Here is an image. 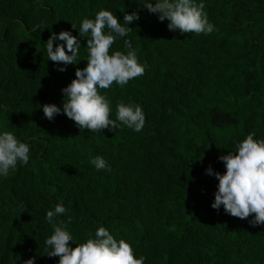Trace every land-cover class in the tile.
I'll use <instances>...</instances> for the list:
<instances>
[{
	"label": "trees",
	"instance_id": "obj_1",
	"mask_svg": "<svg viewBox=\"0 0 264 264\" xmlns=\"http://www.w3.org/2000/svg\"><path fill=\"white\" fill-rule=\"evenodd\" d=\"M147 2L0 0V133L30 148L27 165L0 176V264H58L45 254L46 213L58 203L73 248L102 226L144 264H264V224L213 209L218 180L206 174H223L219 157L249 133L264 140V0H195L215 27L208 35L170 31ZM100 10L122 25L125 13L139 16L109 54L130 40L144 74L98 92L113 120L119 102L139 104L140 132L117 121L92 133L63 114L61 90L87 65L80 24ZM61 31L80 41L76 64L48 60L46 41ZM44 104L61 112L50 121ZM96 156L109 168L97 170Z\"/></svg>",
	"mask_w": 264,
	"mask_h": 264
},
{
	"label": "clouds",
	"instance_id": "obj_2",
	"mask_svg": "<svg viewBox=\"0 0 264 264\" xmlns=\"http://www.w3.org/2000/svg\"><path fill=\"white\" fill-rule=\"evenodd\" d=\"M149 13H155L159 21H168L170 31L180 33L211 34L215 27L203 11L205 5L195 0H155L143 5ZM133 12L125 13L123 25L118 18L108 10H100L95 19L84 18L80 24V36L86 39L88 49L87 65L77 68L75 79L63 88V114L73 120L81 129L97 133L103 129H118L119 121L124 126L136 132L142 131L145 115L139 104L119 102L116 105V118H110L109 101L98 92L99 89H109L113 84L123 88L129 80L142 76L145 66L138 62L137 53L132 48L130 40H124L126 53L110 49L117 37L127 36L132 29L127 25L138 20ZM75 25L72 28L75 29ZM107 29V33L105 32ZM59 39L64 44L53 48V41ZM65 47L67 51H65ZM80 41L68 31L53 34L46 41L48 60L64 65L76 64ZM70 53V54H69ZM65 71V68H59ZM44 116L52 120L61 112L55 104L42 106ZM29 145L20 142L10 131L0 133V176L8 177L10 170H15L17 164L27 165L29 161ZM225 172L213 173L211 167L206 174L215 175L218 180L217 191L214 193L213 209L221 205L224 211L240 219H247L252 226L264 224V140L254 139V133H249L236 145V152H228L220 156ZM97 170L107 169L109 165L101 157L96 156L90 161ZM66 212L65 207L58 203L54 210L46 213V220L51 225L53 233L45 240V254L49 257H59L58 264H144L145 257L136 258L131 245L123 239L117 241L105 227H98L95 238L70 247L73 236L65 229L63 221L57 222L56 217ZM71 217H69V222ZM50 249V251L48 250ZM23 264H34L30 258Z\"/></svg>",
	"mask_w": 264,
	"mask_h": 264
}]
</instances>
